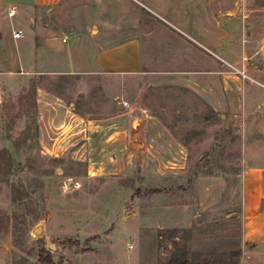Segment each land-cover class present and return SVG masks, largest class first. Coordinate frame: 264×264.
<instances>
[{"label":"rangeland","instance_id":"374dc122","mask_svg":"<svg viewBox=\"0 0 264 264\" xmlns=\"http://www.w3.org/2000/svg\"><path fill=\"white\" fill-rule=\"evenodd\" d=\"M64 13L44 11L51 33L72 29ZM12 59L0 41V264H248L240 216L254 129L240 116L151 87L162 124L142 126L121 104L139 107L142 86L81 94L76 77L23 73ZM244 62L249 75L264 53Z\"/></svg>","mask_w":264,"mask_h":264},{"label":"crops","instance_id":"0c3cea01","mask_svg":"<svg viewBox=\"0 0 264 264\" xmlns=\"http://www.w3.org/2000/svg\"><path fill=\"white\" fill-rule=\"evenodd\" d=\"M11 7L17 10L13 16ZM56 9L59 15L67 11L72 29L50 32L44 11ZM16 29L24 32L17 39ZM2 31L0 41H9L12 62L23 73L76 77L81 94L98 83L104 94H112V84L124 95L142 86L139 107L121 101L129 108L125 114L137 116L135 124H162L146 105L151 87L160 96L164 88H169L165 93L190 91L200 110L240 116L254 137L246 139L250 152L243 151L239 250H246L243 263L264 264V123L247 119L264 116V66L249 68L250 82L232 68L244 57L256 60L264 53V34L258 36L264 32V5L257 0H0ZM176 140L171 139L175 146ZM130 141L124 139L125 153L135 151Z\"/></svg>","mask_w":264,"mask_h":264},{"label":"built area","instance_id":"2783aa9c","mask_svg":"<svg viewBox=\"0 0 264 264\" xmlns=\"http://www.w3.org/2000/svg\"><path fill=\"white\" fill-rule=\"evenodd\" d=\"M17 12L16 10V7H11L10 10H9V15L10 16H13L15 15ZM23 30L21 29H16L13 31V37L15 39L17 38H20L22 35H23ZM246 57H244V61H246ZM233 70L236 71L238 74H240L243 78H249V75L247 74L246 70H245V67L243 66L241 69L240 68H237V67H234L232 66ZM124 105H127V102H124Z\"/></svg>","mask_w":264,"mask_h":264}]
</instances>
